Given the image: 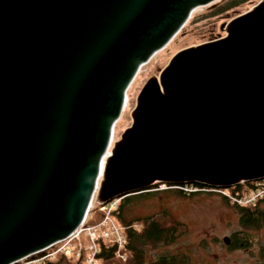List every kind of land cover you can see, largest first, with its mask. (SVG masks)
Here are the masks:
<instances>
[{
	"label": "water",
	"instance_id": "95a60500",
	"mask_svg": "<svg viewBox=\"0 0 264 264\" xmlns=\"http://www.w3.org/2000/svg\"><path fill=\"white\" fill-rule=\"evenodd\" d=\"M214 1L0 0V264L68 236L94 197L264 178V0L146 79L102 165L140 67Z\"/></svg>",
	"mask_w": 264,
	"mask_h": 264
},
{
	"label": "rangeland",
	"instance_id": "374dc122",
	"mask_svg": "<svg viewBox=\"0 0 264 264\" xmlns=\"http://www.w3.org/2000/svg\"><path fill=\"white\" fill-rule=\"evenodd\" d=\"M225 1L227 0H215L211 4L195 8L180 31L140 67L126 91L127 99L124 110L114 125L113 141L118 139L124 129L130 125L131 111L135 105L137 94L147 78L158 76L160 70L176 51L224 34L220 25L231 17L244 12L258 0H247L240 6L231 8L227 13L211 16L212 8ZM175 189L178 187L173 184L155 182L148 187L149 191L145 194L132 195L123 201L122 217L127 220L152 215L162 209H167L169 215L171 214L185 224V230L172 243L149 245L146 251L147 259H153L160 254L184 252L189 255L190 264H258L264 262V225L242 229L238 222L235 206L232 205L234 203L230 202L228 198L225 199L224 195L219 192L201 190L195 191V194L181 195ZM94 200L95 198L86 224L99 218L97 215L99 211L96 210L98 203L95 204ZM260 206L264 207V201ZM115 217L114 219L117 221L118 218ZM166 218L168 220L170 217ZM135 224L138 226L137 223ZM240 229L244 233H241ZM224 236L241 238L245 244L243 247H229L223 241ZM80 240L83 241V244L87 243L82 233ZM65 243L66 241L57 243L48 250L32 254L26 260L14 264H25L30 260L27 264H70L74 261L86 264L83 262L86 249L83 247L80 258H77L78 244L74 239L68 242L70 253L56 252ZM53 251L55 253L50 259L40 258L43 254ZM103 261L92 264H103Z\"/></svg>",
	"mask_w": 264,
	"mask_h": 264
},
{
	"label": "trees",
	"instance_id": "16d2710c",
	"mask_svg": "<svg viewBox=\"0 0 264 264\" xmlns=\"http://www.w3.org/2000/svg\"><path fill=\"white\" fill-rule=\"evenodd\" d=\"M245 1L247 0H227L223 4H218L217 6L212 8V14L210 15L218 16L220 14L227 13L228 10L240 6ZM191 183L196 186L205 185L199 182ZM231 188L232 190H235L240 189L241 186L240 184H238L234 185ZM175 190L178 194L181 195H191L196 193H185L180 188ZM148 191L149 190H144L138 193H132L121 198L122 201H120L119 203V207L118 210L115 212V216L119 219H117V221L121 225L126 226L123 233L126 237L124 251L127 256L124 260L117 257L115 255L116 246L114 244H110L108 242L100 240V252L98 256L103 258V264H190V257L184 252L178 254H160L153 259L146 258V251L149 245L172 243L176 239V237L185 230V224L174 218L171 214L169 215V211L167 209H162L161 211L152 215L139 216L137 218L129 220L122 217L123 201L126 200L129 196L145 194V192ZM263 201L264 196L256 199L253 203L250 204H232L233 206H235V211L238 214V222L242 229L257 228L259 226L264 225V207L260 206ZM97 215L98 217H100L101 212H98ZM167 216L170 217L168 220H166ZM133 223H137L138 228L134 227L132 225ZM239 231H241V229ZM241 233L244 232L241 231ZM244 244V240L235 237L230 247H243ZM70 264L79 263L78 261H74L70 262ZM258 264H264V262H260Z\"/></svg>",
	"mask_w": 264,
	"mask_h": 264
},
{
	"label": "built area",
	"instance_id": "2783aa9c",
	"mask_svg": "<svg viewBox=\"0 0 264 264\" xmlns=\"http://www.w3.org/2000/svg\"><path fill=\"white\" fill-rule=\"evenodd\" d=\"M239 184L241 188L235 190H232V188L229 187L225 188V187H215V186H207V185L196 186L193 185L192 183L173 184V185L187 192H193V191L195 192L201 190L219 192L222 195H224L225 198H228L230 202L241 205L249 204L250 202L256 200V198H258L259 196H263L264 194V178L257 180L241 181ZM122 197L123 196H116L111 198L105 203H98L96 210L101 212V215L96 221L89 222V224H86V221L89 218V213H90L89 212L82 221V223L68 236L64 237L61 240H58L54 244L42 250H39L33 254L48 250L52 246L63 241H66L65 245L59 247L56 250V252L61 251V253L68 254L71 251L70 244L68 242L74 239L78 244L77 258H80L82 254V248L84 247L86 249V253L83 259L84 261L83 260L82 261L86 264H92L97 261L103 260L102 257L98 256L100 252L99 241L103 240L105 242L114 244L116 246L115 255L117 257H120L123 260L126 259L127 254L124 251L126 244V237L123 233L126 226L119 224L114 219L115 212L118 210L119 203ZM89 208H93V203L90 204ZM132 225L138 228V226L135 223H133ZM81 233L84 234L87 240L86 244H83V241L81 242L80 240ZM54 253L55 252L53 251L48 254H43L42 256H40V258L50 259V257L53 256ZM28 257H26L24 260H26ZM30 261H27L25 264H27Z\"/></svg>",
	"mask_w": 264,
	"mask_h": 264
},
{
	"label": "bare ground",
	"instance_id": "6f19581e",
	"mask_svg": "<svg viewBox=\"0 0 264 264\" xmlns=\"http://www.w3.org/2000/svg\"><path fill=\"white\" fill-rule=\"evenodd\" d=\"M125 103H126V102H125ZM124 107H125V105H124ZM123 110H124V108H123ZM123 110H122V111H123ZM121 113H122V112H121ZM118 119H119V118H118ZM116 122H117V121H116ZM116 122H115V123H116ZM114 125H115V124H114ZM113 136H114V128H113V134H112V140H111V143L113 142ZM111 143H110V146H111ZM110 146H109V148H108V150H107V152L105 153V156H104V158H103V162H102V165H103V166H104V163H105L104 159L108 156V154H109V152H110V148H111ZM94 198H95V197H94ZM94 198H93V199H94ZM93 199H92L91 203L93 202ZM91 203H90V204H91ZM90 211H91V208H89L88 213H89Z\"/></svg>",
	"mask_w": 264,
	"mask_h": 264
},
{
	"label": "flooded vegetation",
	"instance_id": "af4514ba",
	"mask_svg": "<svg viewBox=\"0 0 264 264\" xmlns=\"http://www.w3.org/2000/svg\"><path fill=\"white\" fill-rule=\"evenodd\" d=\"M238 239H240V238H238ZM233 240H234V237H230V242L227 244L229 247L231 246Z\"/></svg>",
	"mask_w": 264,
	"mask_h": 264
}]
</instances>
